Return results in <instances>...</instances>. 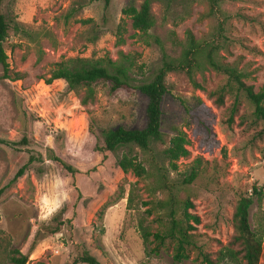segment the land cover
<instances>
[{"label": "rangeland", "instance_id": "1", "mask_svg": "<svg viewBox=\"0 0 264 264\" xmlns=\"http://www.w3.org/2000/svg\"><path fill=\"white\" fill-rule=\"evenodd\" d=\"M143 1L3 0L1 12L11 24L5 44L10 74L21 80L3 79L0 67V264H11L12 251L28 254L32 248L28 264H65L84 252L101 264H202L197 251L177 263L167 248L153 251L155 244L142 238L141 225L156 232L165 213L152 209L167 198L157 189L155 166H163L168 182L181 185V200L192 202L189 212L201 220L198 246L212 259L227 247L241 249L233 242V217L240 198L252 196L253 187L261 194L252 196L250 226L264 239V124L243 93H227L219 107L185 74L167 76L171 95L164 106V133L169 139L175 126L190 140L191 156L179 161L178 171L162 159L163 145L150 155L135 149L153 174L142 180L120 168L125 149L99 151L102 131L145 126L147 99L136 86L153 80L164 54L180 56L175 40L185 43L189 31L204 41L226 22L224 62L246 72V84L256 90L264 86V0H222L223 14L211 17L203 16L209 13L204 1L177 0L170 6L156 1V26L147 35L137 34L124 13ZM120 59L132 65L133 87L111 92L99 83L86 106L81 103L84 90L70 91L64 80L47 84L57 64ZM196 80L208 92L228 83L212 71L198 73ZM194 98L208 108L203 117L215 134L214 145L182 104L191 105ZM236 99L238 111L229 123ZM52 152L77 173L52 161ZM31 156L34 163L13 182ZM194 166L199 177L183 186ZM59 221L64 222L60 232L51 235L49 228ZM259 264H264V250Z\"/></svg>", "mask_w": 264, "mask_h": 264}, {"label": "trees", "instance_id": "2", "mask_svg": "<svg viewBox=\"0 0 264 264\" xmlns=\"http://www.w3.org/2000/svg\"><path fill=\"white\" fill-rule=\"evenodd\" d=\"M165 2L168 6L177 0H144L139 8L132 5L124 10V13L132 21V29L137 34L147 35L156 26V16L153 12V4L156 2ZM204 1L209 7V13L205 17H211L218 13L223 14L220 4L222 0H196ZM3 0H0V67L3 69V79L21 80L19 74L12 78L10 74V65L5 44L10 36L11 24L7 17L1 12ZM226 21V18L225 20ZM223 23V22H222ZM226 23V22H225ZM225 23L219 24L215 33H211L204 41L197 40L192 32L187 33L185 43H175L181 48V54L177 58H171L164 54L163 64L150 82H142L136 86V89L147 99L145 120L146 124L142 129H125L119 127L116 129L102 131L103 145L99 151L105 154L116 153L125 149L127 153L119 161V166L124 173H133L135 177L142 180L146 177H152L151 171L146 169L144 163L139 160L138 155H134L135 149H139L143 154L150 155L158 145L166 148L162 151V159L168 163L171 171H178V163L181 159H188L191 152L188 149L190 140L187 134L181 129L173 126L170 128L172 136L167 139L163 130L164 106L171 91L166 83V78L171 73L185 74L195 90L208 93V98L221 107L225 103L227 93H243L247 100L254 107V116L258 121L264 124V86L258 90L253 85H248L245 79L248 74L239 70L233 64L224 62L221 52L226 49L229 39L224 35ZM123 58V57H122ZM132 65L123 62L120 59L117 62L108 60L107 63L96 64H78L68 65L66 63L57 64V68L52 71L51 78L47 84H52L56 80H64L70 91L84 90L85 95L82 98V105L86 106L95 99V86L99 83L108 85L111 92L120 89H129L133 87L130 76ZM212 71L224 76L228 83L220 86L210 92L202 83L196 80L198 73ZM239 100L236 99L235 106L231 112L229 123H233L234 117L238 111ZM182 104L191 117H193L199 128L207 135V141L214 145L215 134L209 122L203 117L208 116V108L199 98H194L193 103L189 105L182 101ZM23 141L26 142V139ZM52 161L61 164L69 173L75 175L77 171L65 163L59 156L52 154L49 156ZM31 156L28 163L16 173L13 182L22 178L30 165L35 161ZM201 159V158H200ZM201 160H197L200 163ZM165 167V166H164ZM158 172L157 189L167 195L165 200L157 202L153 209L165 211L163 217H160V228L152 232L147 227L141 225V234L146 244L154 243L153 251L158 252L162 248H167L172 252L175 262L182 263L191 258L192 253L197 251V260L202 264H259L261 254L264 250V239L258 236L250 226L249 211L253 205L254 195H260L256 187H253L252 196H242L236 206L233 222L236 231L234 237L235 243L239 244L241 249L235 250L231 246L225 248L218 254L217 259H212L209 254L203 252L198 246L196 227L200 225V218L189 212L193 208L190 200H181L179 197L180 186H176L167 181L163 166H155ZM154 170V166H153ZM199 177V172L194 166L189 175L182 181L183 186H189ZM64 222L59 221L58 226L49 228L48 232L55 235L60 232ZM32 248L28 254H23L19 250L12 251L10 258L11 264H28ZM44 264V263H38ZM65 264H101L95 257L88 252L75 256L71 261Z\"/></svg>", "mask_w": 264, "mask_h": 264}]
</instances>
